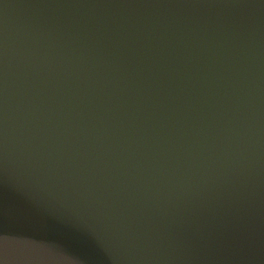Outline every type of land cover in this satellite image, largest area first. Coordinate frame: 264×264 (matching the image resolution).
Listing matches in <instances>:
<instances>
[{
  "label": "water",
  "instance_id": "1",
  "mask_svg": "<svg viewBox=\"0 0 264 264\" xmlns=\"http://www.w3.org/2000/svg\"><path fill=\"white\" fill-rule=\"evenodd\" d=\"M0 264H264V0H0Z\"/></svg>",
  "mask_w": 264,
  "mask_h": 264
}]
</instances>
